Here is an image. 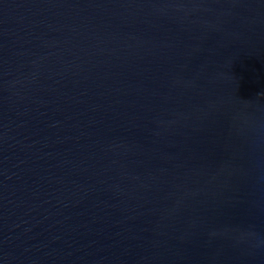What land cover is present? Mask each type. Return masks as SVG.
Here are the masks:
<instances>
[{"label":"water","instance_id":"water-1","mask_svg":"<svg viewBox=\"0 0 264 264\" xmlns=\"http://www.w3.org/2000/svg\"><path fill=\"white\" fill-rule=\"evenodd\" d=\"M0 264H264V0H0Z\"/></svg>","mask_w":264,"mask_h":264}]
</instances>
